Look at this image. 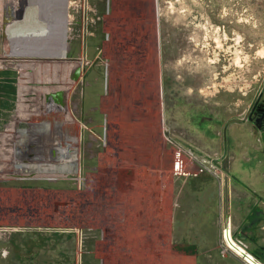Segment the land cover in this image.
Listing matches in <instances>:
<instances>
[{
  "label": "rangeland",
  "instance_id": "374dc122",
  "mask_svg": "<svg viewBox=\"0 0 264 264\" xmlns=\"http://www.w3.org/2000/svg\"><path fill=\"white\" fill-rule=\"evenodd\" d=\"M17 57L39 58L31 91L53 111L17 123L9 159L0 144V264H163L134 253L176 145L264 181V0H0V138ZM227 218L197 264H248L222 252Z\"/></svg>",
  "mask_w": 264,
  "mask_h": 264
},
{
  "label": "crops",
  "instance_id": "0c3cea01",
  "mask_svg": "<svg viewBox=\"0 0 264 264\" xmlns=\"http://www.w3.org/2000/svg\"><path fill=\"white\" fill-rule=\"evenodd\" d=\"M229 167L222 179L212 175L198 178H175L171 191L161 186L152 187L151 206L158 208L157 216L148 218L141 243L135 244L134 255L163 258H218V246L221 241L220 218H231L232 228L238 236L244 238L255 255L264 258V190L263 173L253 167ZM117 233L111 236L110 251L112 258L122 259L128 253L130 240ZM234 235V233H233ZM258 258V257H257ZM259 259V258H258ZM262 259V258H261ZM119 261V260H117ZM225 261L234 262L230 257ZM177 264V263H173Z\"/></svg>",
  "mask_w": 264,
  "mask_h": 264
},
{
  "label": "built area",
  "instance_id": "2783aa9c",
  "mask_svg": "<svg viewBox=\"0 0 264 264\" xmlns=\"http://www.w3.org/2000/svg\"><path fill=\"white\" fill-rule=\"evenodd\" d=\"M30 59H39L32 57H21L14 58L18 61V80H17V107L14 113L11 115L8 124L5 126V130L1 133L0 144L2 145V156H12L13 144L16 142V125L18 122L30 119L36 115H41L42 113H51L53 110L48 109L49 102L51 100V95L48 102H44L43 97L41 98L35 93H32L31 88L33 87V81L28 69H35L38 65L32 63ZM37 61V60H36ZM20 62H25L29 66L27 68H22ZM39 98H37V96ZM44 106V107H43ZM40 108V109H39ZM18 129V128H17ZM3 158V157H2ZM7 159V158H4ZM228 161H220L219 158L212 155L199 152L192 148H184L180 145L175 146L174 150V160L172 165V175L174 178H198L202 175H212L218 179H222L225 173L229 169ZM226 226V224H225ZM225 227L223 229V249L222 252L227 254L232 251L224 241ZM234 236V235H233ZM235 238V237H234ZM237 243L249 251L244 239H236ZM234 252V251H232ZM250 252V251H249ZM235 253V252H234ZM237 254V253H236ZM238 255V254H237ZM241 257V256H240ZM243 258V257H241ZM244 259V258H243ZM245 261V260H244ZM246 262V261H245Z\"/></svg>",
  "mask_w": 264,
  "mask_h": 264
},
{
  "label": "bare ground",
  "instance_id": "6f19581e",
  "mask_svg": "<svg viewBox=\"0 0 264 264\" xmlns=\"http://www.w3.org/2000/svg\"><path fill=\"white\" fill-rule=\"evenodd\" d=\"M27 66V65H26ZM69 66V64H68ZM72 66V65H71ZM224 241L226 245L239 256L243 257L248 264H264L260 259H258L254 254L246 250L244 247L240 246L233 236V228L231 218L226 219L225 226V236Z\"/></svg>",
  "mask_w": 264,
  "mask_h": 264
},
{
  "label": "water",
  "instance_id": "95a60500",
  "mask_svg": "<svg viewBox=\"0 0 264 264\" xmlns=\"http://www.w3.org/2000/svg\"><path fill=\"white\" fill-rule=\"evenodd\" d=\"M10 10L12 11L13 9H11L10 8ZM63 17H64V25H65V28H66V30H67V21H66V19H67V11H66V13H63Z\"/></svg>",
  "mask_w": 264,
  "mask_h": 264
}]
</instances>
